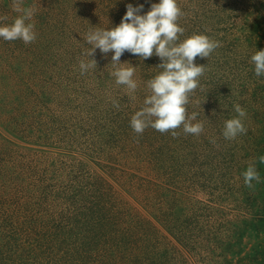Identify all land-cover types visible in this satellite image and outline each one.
I'll return each mask as SVG.
<instances>
[{"label": "rangeland", "instance_id": "1", "mask_svg": "<svg viewBox=\"0 0 264 264\" xmlns=\"http://www.w3.org/2000/svg\"><path fill=\"white\" fill-rule=\"evenodd\" d=\"M153 2L0 0V23L21 14L16 5L33 8L37 33L28 44L0 38V220L39 205L54 214L56 233L36 229L53 249L47 264H125L116 238H107L113 228L143 241L141 264H260L264 76L250 56L255 44L264 49V0H178L180 39L204 32L220 46L197 57L205 72L187 106L204 130L181 126L175 136L130 125L150 94L147 81L162 70L159 57L121 56L137 65L134 94L115 83L111 52L97 49V68L79 67L88 31L119 24L128 3L146 12ZM236 104L247 131L225 139ZM249 164L260 177L251 186L242 175Z\"/></svg>", "mask_w": 264, "mask_h": 264}, {"label": "clouds", "instance_id": "2", "mask_svg": "<svg viewBox=\"0 0 264 264\" xmlns=\"http://www.w3.org/2000/svg\"><path fill=\"white\" fill-rule=\"evenodd\" d=\"M143 8V4L128 3L119 24L88 31L85 39L91 47L84 53L88 59L80 61L81 73L97 68V61L93 58L97 49L105 56L111 52V75L115 83L126 86L129 94H134L138 88L134 79L137 65L122 62L121 56L127 51L142 61L153 55L159 57L156 67L162 70L147 81L150 94L132 115V129L142 134L150 126L161 133L172 130L175 136L174 130L183 126L185 133L199 135L204 130L203 122L197 120L199 113L189 115L187 110L189 96L199 87L200 77L205 72L206 64L196 60L197 57L208 58L220 42L204 32H193L181 40L185 28L178 22L183 15L178 0H155L148 11H142ZM15 10L21 14L10 24L0 23V38L5 41L19 39L25 44L33 42L37 37L32 19L34 9H22L16 5ZM250 61L255 75L264 76V49H257ZM234 107L237 115L224 123L225 139H234L247 131L243 122L245 109L239 104ZM242 175L249 186L253 180L260 179L254 164H249Z\"/></svg>", "mask_w": 264, "mask_h": 264}, {"label": "trees", "instance_id": "3", "mask_svg": "<svg viewBox=\"0 0 264 264\" xmlns=\"http://www.w3.org/2000/svg\"><path fill=\"white\" fill-rule=\"evenodd\" d=\"M255 47L259 49L261 46L255 44ZM44 210L47 211V208L45 207L44 209L40 205L37 210L26 207L23 211L25 213L21 218L20 216H16L11 219L10 223L4 221V218L0 220V264L50 263L51 258L49 256L53 249L50 247L47 250L45 249L46 234L44 235V242H41V240L39 241L40 233L36 232V229L41 231L44 229L45 233H49L48 231L51 229L52 233H56L53 224L56 222L57 218L54 217V214L43 212ZM37 214L41 215V217L36 216ZM45 217L47 219H44ZM118 220L121 222L120 219ZM59 221L60 219L58 222ZM112 231L113 234L108 235L107 238L111 240L116 238L115 247H118L121 251V258L124 259L125 264H131L128 258L132 263L138 261L141 264V260L139 259L144 258L145 254L148 253L147 249L143 246V241L138 239L133 232H117L114 228ZM81 240L88 242V240L82 238ZM50 241V246H58V241L55 244L52 242L53 238L50 239ZM74 245L76 244H73V246ZM263 258L259 259L260 264H264Z\"/></svg>", "mask_w": 264, "mask_h": 264}]
</instances>
